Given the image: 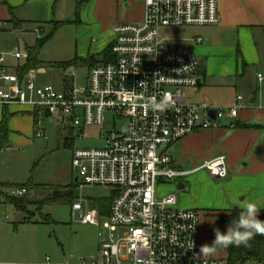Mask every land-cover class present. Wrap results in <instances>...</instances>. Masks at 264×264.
I'll use <instances>...</instances> for the list:
<instances>
[{
  "label": "built area",
  "instance_id": "1",
  "mask_svg": "<svg viewBox=\"0 0 264 264\" xmlns=\"http://www.w3.org/2000/svg\"><path fill=\"white\" fill-rule=\"evenodd\" d=\"M144 1V19L115 26L110 55L89 66L84 85L76 83L74 68L66 72L63 90L37 85L35 69L23 76L9 72L5 55L0 56V108L27 105L38 114L48 110L80 138L86 127L101 128L100 147L73 150L81 196L72 203V216L108 232L98 255L90 259L53 263L46 256L41 263L0 264H264L253 258L231 263L228 257L199 255L201 213L180 207L176 193L160 192L162 184L200 169L219 178L229 174L224 154L186 170L177 166L170 148L199 130L236 120L243 97L231 106L192 102L188 89L199 82L198 56L191 46L161 37L163 28L219 24V0ZM34 33L38 39L46 34L42 25ZM14 56L28 59L29 53L17 50ZM165 92L173 97L172 108L160 113L145 107L150 98L159 99ZM34 135L43 138L45 130L39 127ZM95 186L111 191L109 211L82 195L86 187ZM27 193L26 187L14 186L0 191V211Z\"/></svg>",
  "mask_w": 264,
  "mask_h": 264
},
{
  "label": "crops",
  "instance_id": "2",
  "mask_svg": "<svg viewBox=\"0 0 264 264\" xmlns=\"http://www.w3.org/2000/svg\"><path fill=\"white\" fill-rule=\"evenodd\" d=\"M219 9V24L182 29L183 34L189 33L188 37L177 39L191 46L199 59V82L188 89L189 98L194 95L198 98L196 103L231 106L239 96L243 97V107L236 120L190 134L179 141L183 143L182 156L179 159L173 157L177 166L186 170L220 154L227 157V177H215L200 169L189 174L190 188L183 181L179 184L181 190H187L182 194V207L195 209L202 215L200 246L212 243L215 228L226 231L229 222H220L218 216L238 211L237 201L249 200L264 210V82L260 79V75L264 76V0H219ZM144 16V0H0V56L6 52L10 38L23 37L28 32L35 34L34 28L38 25L44 27L47 35L58 23L63 24L55 32L65 24L73 23L80 34L86 29L85 22L92 17L95 22L102 20L101 25L97 22L99 27L103 32L112 33L111 38H114L116 25L140 22ZM107 19L113 20L112 25H105ZM200 37L202 41L198 42ZM110 44L95 41L76 56L96 55L100 58ZM4 55L7 70L20 74L26 59H17L14 53ZM89 66L65 68L64 77L70 69H88ZM35 70L39 73L47 71L43 61ZM5 111L11 114L9 143L10 134L14 135L11 123L20 114L30 115L35 124L36 115L28 113L35 112L31 106L1 107L0 120ZM16 112L19 113L12 115ZM6 206L1 208L0 214ZM214 256L228 257V254L219 249L216 255L207 257Z\"/></svg>",
  "mask_w": 264,
  "mask_h": 264
},
{
  "label": "rangeland",
  "instance_id": "3",
  "mask_svg": "<svg viewBox=\"0 0 264 264\" xmlns=\"http://www.w3.org/2000/svg\"><path fill=\"white\" fill-rule=\"evenodd\" d=\"M105 21H107L105 25H112L113 20ZM97 22L101 25L102 20L98 19ZM97 22L92 17L88 18L85 22L86 29H82L80 34L77 33L75 24H65L44 43L39 58L47 71L36 72L37 85H52L63 90L65 68L58 67L55 63L73 59L83 48L90 47L95 41L102 45L112 42V33H108L107 30L103 32ZM190 29L188 30L191 31ZM188 34H183L181 29L173 27L161 30V37L168 41L182 40L188 37ZM37 45V36L28 32L23 37L10 38L4 54L11 55L17 50L29 53L30 48H36ZM74 69L77 72L76 83L84 85L88 69L86 67ZM189 99L192 102L198 101L194 95ZM28 113L38 116V121L34 124L30 115L20 114L11 123L14 135L10 134V144L0 149V191L12 186L27 185L29 182L59 187L70 186L77 178L72 166L73 150L100 147L103 144L100 140L101 128L86 127L83 137L80 138L77 130L61 125L58 115L46 116L45 113L38 114L37 111ZM121 125L119 123V126ZM39 127L45 130L43 138L34 136L35 130ZM182 150L183 143L179 142L171 146L170 153L175 159H179ZM189 178L190 175L162 184L161 194L176 193L179 197V206L182 207V194L187 190H181L179 184L183 181L188 183L190 188ZM77 189L76 199H79L81 189L79 186ZM82 195L93 200L94 206L101 205L104 212L109 211L111 204L109 189L99 186L86 187ZM26 196L33 200L40 199L43 194L32 191ZM99 200H103V203L100 204ZM235 213L236 211H231V214H221L218 219L233 216ZM17 216H22L21 221H17ZM106 236L108 232L103 226L83 224L75 220L72 216V201L68 198L47 203L40 209L37 204H32L29 211L24 213L14 205L8 204L0 214V262L41 263L46 256H50L53 263H64L68 260L78 262L97 256L100 243Z\"/></svg>",
  "mask_w": 264,
  "mask_h": 264
},
{
  "label": "trees",
  "instance_id": "4",
  "mask_svg": "<svg viewBox=\"0 0 264 264\" xmlns=\"http://www.w3.org/2000/svg\"><path fill=\"white\" fill-rule=\"evenodd\" d=\"M87 1V0H83ZM82 2L78 5V10H80V5ZM79 12V11H78ZM63 23L56 24L55 28L52 32L45 35L42 39H38V45L36 48H30L29 50V58L26 59V62L21 66L20 74L23 76L27 72H29L32 69H37L38 67H41L42 61L39 59V53L41 47L46 43L55 33V30L60 27ZM110 47L103 52V54L100 56V58H97L96 55H89L86 58L78 57L76 56L74 59L68 62H58L55 63L56 66L62 67V68H69L70 66H78V65H94L97 62L100 61V59H105L110 55ZM11 114L5 111L4 116L2 120H0V149L5 148L7 145H9V122H10ZM38 121V116H35V123ZM78 184H76L75 180L71 183L70 186L67 187H59L56 185H42V184H36L33 182H29L27 185H23L20 187H26L28 189V193L34 191L36 193H41L43 196L40 197V199L34 198L29 199L28 196H23L21 198H13L11 199L8 204L14 205L20 212H28L29 206L32 204H37L39 209L42 208L45 204L63 200L68 198L72 201V203L75 201L77 197V188ZM237 212L233 216H227L224 218H221L220 222H230L236 215ZM261 219H264V210H261L260 212ZM222 251H225L228 254V258L231 261V263H237L239 261H244L249 258L257 259L262 262H264V236L257 235L250 241V246H229L228 248H222L220 249Z\"/></svg>",
  "mask_w": 264,
  "mask_h": 264
},
{
  "label": "clouds",
  "instance_id": "5",
  "mask_svg": "<svg viewBox=\"0 0 264 264\" xmlns=\"http://www.w3.org/2000/svg\"><path fill=\"white\" fill-rule=\"evenodd\" d=\"M264 82V76L260 77ZM174 106L171 94L162 93L159 99L150 98L145 107L153 112L163 113ZM238 208L237 215L228 223L226 231L219 228L214 229V240L211 244H203L199 248V255L211 256L219 249L229 246H250V241L257 235L264 236V219H260L261 209L257 203L249 200H239L236 202ZM231 214V211H229ZM195 230V228H194ZM193 230V231H194ZM191 249L195 247V242L191 240Z\"/></svg>",
  "mask_w": 264,
  "mask_h": 264
},
{
  "label": "water",
  "instance_id": "6",
  "mask_svg": "<svg viewBox=\"0 0 264 264\" xmlns=\"http://www.w3.org/2000/svg\"><path fill=\"white\" fill-rule=\"evenodd\" d=\"M46 116H51V113L47 110L45 113ZM213 117H215V112H212ZM75 182H78V178L75 179ZM21 216H17V221H20Z\"/></svg>",
  "mask_w": 264,
  "mask_h": 264
}]
</instances>
